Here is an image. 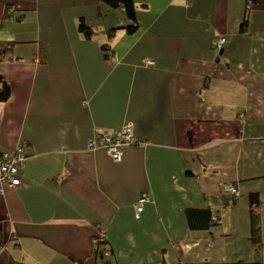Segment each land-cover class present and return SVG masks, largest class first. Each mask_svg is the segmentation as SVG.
I'll list each match as a JSON object with an SVG mask.
<instances>
[{
  "label": "crops",
  "instance_id": "crops-1",
  "mask_svg": "<svg viewBox=\"0 0 264 264\" xmlns=\"http://www.w3.org/2000/svg\"><path fill=\"white\" fill-rule=\"evenodd\" d=\"M133 1L136 32L107 38L131 21L100 0H0V39L16 43L0 61L11 89L0 151L28 155L21 184L0 193V264H149L163 251L171 262H264V0ZM79 19L97 36L81 37ZM126 124L139 142L119 161L89 148ZM188 208L221 222L189 230Z\"/></svg>",
  "mask_w": 264,
  "mask_h": 264
},
{
  "label": "trees",
  "instance_id": "trees-1",
  "mask_svg": "<svg viewBox=\"0 0 264 264\" xmlns=\"http://www.w3.org/2000/svg\"><path fill=\"white\" fill-rule=\"evenodd\" d=\"M107 4L111 8H121L126 17L131 21V24L126 26V27H117L111 30H107L105 34L107 35V38H113L115 34L119 30H124L127 34H133L137 30V24H136V17H135V4L133 0H100ZM248 27V16L247 14H244L243 22L242 25L239 28V32H246ZM77 29H78V34L85 38V39H91L94 36H97V30L93 29L89 26L86 25L84 19H79L77 23ZM223 38V37H221ZM15 41L12 39H0V61H11L14 60V47H15ZM102 50L104 52L110 51L111 50V45L108 43V41L104 42L101 44ZM11 93L10 85L7 80V78L4 75L0 74V102L6 101ZM16 147H19L22 150V154L25 158V161L27 160V153L25 152L24 146L23 145H18ZM20 174V172H19ZM20 176V175H19ZM227 184V183H226ZM231 185L235 187L232 183ZM235 189L238 191V189L235 187ZM149 198V193L146 192ZM141 194V193H140ZM234 195V194H233ZM140 196V195H139ZM138 196V197H139ZM235 196V195H234ZM240 196V193L238 197ZM237 197V196H235ZM138 199V198H137ZM150 200V199H149ZM148 200V201H149ZM137 201V200H136ZM147 201V202H148ZM248 201L250 204V240L252 244L256 245V253H258V246L260 245V238H259V214H258V207L260 205V199H259V194L258 193H250L248 195ZM146 202V203H147ZM145 203V204H146ZM144 204V205H145ZM144 210V206L142 211ZM136 214L134 212L135 218H139L140 214ZM186 219L188 222V228L189 230H194V231H208L214 226H218L220 224V217L212 212L210 208H188L185 211ZM106 239L104 237V234H98L92 239V242L95 245H98L99 243L104 242ZM10 264H15V262L11 259ZM22 264V263H21ZM149 264H264V262L257 257L255 260L250 261V262H241V261H231V262H210L208 260H205L204 262H198V263H189V262H181V261H176V262H171L168 257L166 256V252H162V258L154 263H149Z\"/></svg>",
  "mask_w": 264,
  "mask_h": 264
},
{
  "label": "built area",
  "instance_id": "built-area-1",
  "mask_svg": "<svg viewBox=\"0 0 264 264\" xmlns=\"http://www.w3.org/2000/svg\"><path fill=\"white\" fill-rule=\"evenodd\" d=\"M224 40V38L219 37L216 40V44L221 46ZM99 138V143L95 140L90 141L88 144L89 148L101 146L105 148L115 161L121 159L122 148L124 146L134 145L139 142L138 137L134 134L133 128L130 124H126L112 133L100 135ZM24 165L25 158L19 147H15L12 151H0V192H2L5 187H16L21 184L19 172ZM224 188L235 196L239 195V192L231 184H225ZM148 200L147 193L142 192L134 203V211L137 215L142 211L144 204Z\"/></svg>",
  "mask_w": 264,
  "mask_h": 264
},
{
  "label": "rangeland",
  "instance_id": "rangeland-1",
  "mask_svg": "<svg viewBox=\"0 0 264 264\" xmlns=\"http://www.w3.org/2000/svg\"><path fill=\"white\" fill-rule=\"evenodd\" d=\"M4 33L6 34V36H10V35H8V33L6 31H4ZM3 192H4V190L0 193L3 194ZM262 238H264V235L262 236ZM233 240L235 241V243L243 245V239L241 237H234ZM240 260H242V259H240Z\"/></svg>",
  "mask_w": 264,
  "mask_h": 264
},
{
  "label": "clouds",
  "instance_id": "clouds-1",
  "mask_svg": "<svg viewBox=\"0 0 264 264\" xmlns=\"http://www.w3.org/2000/svg\"><path fill=\"white\" fill-rule=\"evenodd\" d=\"M216 40H217V39H216ZM224 41H225V40H224ZM223 44H224V42L222 43V45H223ZM222 45H221V46H222ZM216 46H217V47H221V46H218L217 44H216Z\"/></svg>",
  "mask_w": 264,
  "mask_h": 264
}]
</instances>
